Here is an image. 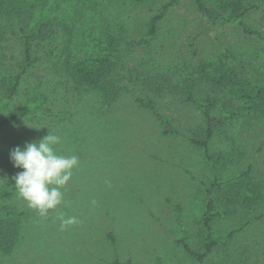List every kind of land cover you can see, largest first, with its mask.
Returning <instances> with one entry per match:
<instances>
[{
	"label": "rangeland",
	"instance_id": "rangeland-1",
	"mask_svg": "<svg viewBox=\"0 0 264 264\" xmlns=\"http://www.w3.org/2000/svg\"><path fill=\"white\" fill-rule=\"evenodd\" d=\"M98 1L108 6V17L95 11L88 0H48V5L58 8L54 17L64 11L61 19L71 25L75 61L109 51L113 34L109 27L118 24L111 18L118 17L135 42L128 51L130 66L157 75L155 81L161 84L196 79L194 96L210 100L211 113L225 123L216 129L206 155L187 139L193 131L204 137L202 108L183 95L155 92L157 84L150 90L136 77L125 80L129 91L110 109L95 93H74L63 84L49 104L38 101L25 107L15 99L16 105L0 108V123L11 112H26L0 131V190L22 171L14 167L11 151L41 132L55 134L57 128L62 142L54 145L57 154L78 158L60 189L61 203L46 214L29 207L17 191L0 199V204H12L15 213L10 218L16 223L11 228L14 244L0 252V264H199L185 244L205 251L207 186L215 182L222 185L213 188V197L216 210L223 213L211 222L216 244L203 264H264V113L246 109L254 99L264 101L260 93L264 92V37L248 34L240 25L217 29L194 0H179L152 36L149 20L168 0ZM205 1L222 12L221 3ZM243 19L248 28L264 31L260 10L246 13ZM229 71L249 85L216 89L209 96L208 79ZM139 95L151 96L159 111L170 116L177 135L164 134L154 112L137 103ZM93 102L98 107L93 108ZM49 107L69 113L51 115L54 125L45 132L41 116ZM98 114L118 117L119 125L112 126L116 133L107 136L106 144L94 141L86 149V136L74 133L75 124ZM71 133L76 139L70 144ZM17 135L22 141L15 140ZM249 168L250 174L240 180L245 185L237 202L224 203L226 181ZM70 219L74 222L66 223Z\"/></svg>",
	"mask_w": 264,
	"mask_h": 264
},
{
	"label": "trees",
	"instance_id": "trees-1",
	"mask_svg": "<svg viewBox=\"0 0 264 264\" xmlns=\"http://www.w3.org/2000/svg\"><path fill=\"white\" fill-rule=\"evenodd\" d=\"M88 1L92 3L95 11L108 17L109 8L106 4H101L98 0ZM216 1L221 3L222 12L217 13L205 0H194V3L196 8L206 15L217 29L225 24L240 25L246 33L264 37V31L248 28L243 19L246 13L260 10L264 25V0ZM178 2L179 0H168L162 4L160 12L153 14L149 20L150 35H157L160 30V23ZM56 11L58 8L48 5V0H0V102L4 101L0 108L9 107L11 104L16 105L19 99L25 107L36 104L38 101L41 105L49 104L53 92H57V87L63 84L65 87H71L74 93L82 94L83 91L95 93L99 98L98 101L110 109L118 103L123 94H127L129 91L125 80L136 77L139 78L142 85L146 84L150 90H152V85L157 84L158 89L155 92L165 91L173 95H183L188 102L196 103L198 107L202 108L206 120L203 130L204 137L199 138L198 132L193 131L187 136V139L192 145L202 147L206 155L209 154L210 141L216 129L225 123V119L211 113L212 103L210 100L204 102L196 99L193 91L196 88V79L185 77L178 84H173L169 80L167 84H161L155 81L159 78L157 75L147 74V71L138 70V68L135 70L134 66H130L129 61L132 57L128 54V51L131 52L129 47L135 43L134 38L131 39L130 28L118 17L111 18V20L118 19V24L116 26L114 24V28L109 27V33H113L111 34L112 40L109 51L97 57L90 56L84 60L80 58L75 61L73 59L74 34L71 33V25L64 18L61 19V12L63 14L64 11H59V16L54 17ZM140 43L146 42L140 41ZM189 77H191V73ZM187 78L190 80L186 84ZM143 80L146 83H143ZM33 81H35V85H33ZM151 81L155 82L151 84ZM208 83L210 85L207 93L209 96H211L210 92H215L216 89L225 90L230 87L249 85V81L240 77L235 71L224 72L219 76L212 77V79L209 78ZM181 84L182 87H180ZM15 99L17 102H14ZM146 99L147 97L140 95L136 97L140 106L147 107L154 112L164 129V134L177 135V130L174 129L170 116L159 111L160 106L152 102L151 96ZM92 106L93 108L98 107L96 102H93ZM246 109L264 113V101L254 99L252 105ZM68 113L55 111L49 107V110H45L41 116V121L45 120L46 130L45 127L43 130L45 132L51 130L52 125H54L52 124L53 116L64 117ZM20 114L26 115V112L18 111L8 114L0 123L1 133L7 126L14 124ZM85 119L84 124H75L77 129L74 130V133L77 136H86V139L83 140L86 149H89L94 141L102 145L106 144L110 141L107 136L110 137L116 133L112 126L115 123L119 125L118 117L112 118L111 114H98L93 118L85 116ZM89 120L91 123L88 122ZM56 130L54 133L57 134L58 132L61 136L60 131L57 128ZM41 133L43 135H35L28 139L30 142L39 140L46 135L44 132ZM20 138L22 137L17 135L15 140L20 141ZM69 139L71 144L76 136L71 133ZM60 145L62 142L58 143L57 147ZM250 171L251 168L244 171L239 177L226 181L229 183V190L226 191L224 203L233 205V202H237L236 198L240 197L239 191L245 185L240 180L247 177ZM218 179L216 178L217 181ZM218 185L222 186L218 182L207 186L208 198L204 216V225L207 229L205 251H196L187 243L185 244L187 252L194 256L199 264H203L216 244L211 222L215 216L223 213L216 210V199L213 197V188ZM252 187L251 184L248 185V188L252 189ZM3 188L0 190V199L7 197L13 191H17L14 180H7ZM73 199L77 200L74 197ZM13 213L15 210L12 208V204H0V252L14 244L11 228H15L16 223L10 218ZM110 236L112 237L111 234ZM114 264H131V262L116 261Z\"/></svg>",
	"mask_w": 264,
	"mask_h": 264
},
{
	"label": "clouds",
	"instance_id": "clouds-1",
	"mask_svg": "<svg viewBox=\"0 0 264 264\" xmlns=\"http://www.w3.org/2000/svg\"><path fill=\"white\" fill-rule=\"evenodd\" d=\"M60 140V136L49 131L39 140L26 143L23 147L17 146L10 153L14 167L22 169L12 177L17 193L41 215L61 203L63 193L60 189L65 186L72 175V169L78 164L75 155L57 154L54 145L60 143ZM73 222L71 219L66 221Z\"/></svg>",
	"mask_w": 264,
	"mask_h": 264
}]
</instances>
